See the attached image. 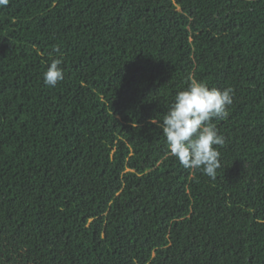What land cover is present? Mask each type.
I'll return each instance as SVG.
<instances>
[{
    "label": "trees",
    "instance_id": "trees-1",
    "mask_svg": "<svg viewBox=\"0 0 264 264\" xmlns=\"http://www.w3.org/2000/svg\"><path fill=\"white\" fill-rule=\"evenodd\" d=\"M191 79L233 90L216 179L152 123ZM0 264H264V0L0 5Z\"/></svg>",
    "mask_w": 264,
    "mask_h": 264
},
{
    "label": "clouds",
    "instance_id": "clouds-1",
    "mask_svg": "<svg viewBox=\"0 0 264 264\" xmlns=\"http://www.w3.org/2000/svg\"><path fill=\"white\" fill-rule=\"evenodd\" d=\"M7 0H0V5ZM62 59H52L43 72L46 86L55 87L64 79L60 67ZM233 103V90L209 87L206 83L191 79L189 85L176 93L162 121L153 120L162 129L167 148L186 169L200 170L216 179L221 167L220 152L224 137L219 133L214 119L226 118Z\"/></svg>",
    "mask_w": 264,
    "mask_h": 264
}]
</instances>
